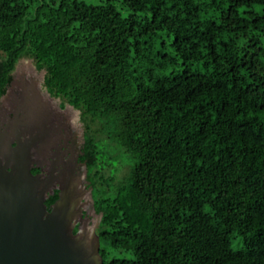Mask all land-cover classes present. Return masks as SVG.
<instances>
[{
  "label": "trees",
  "instance_id": "obj_1",
  "mask_svg": "<svg viewBox=\"0 0 264 264\" xmlns=\"http://www.w3.org/2000/svg\"><path fill=\"white\" fill-rule=\"evenodd\" d=\"M22 58L80 111L102 264H264V0H0V97Z\"/></svg>",
  "mask_w": 264,
  "mask_h": 264
},
{
  "label": "water",
  "instance_id": "obj_2",
  "mask_svg": "<svg viewBox=\"0 0 264 264\" xmlns=\"http://www.w3.org/2000/svg\"><path fill=\"white\" fill-rule=\"evenodd\" d=\"M6 149V165H0V264H102L96 234L100 215L91 230L81 228L82 212L74 198L79 192L71 177L61 172L63 187L48 210L45 200L58 181L54 169L47 176L32 174L28 146L19 141Z\"/></svg>",
  "mask_w": 264,
  "mask_h": 264
},
{
  "label": "flooded vegetation",
  "instance_id": "obj_3",
  "mask_svg": "<svg viewBox=\"0 0 264 264\" xmlns=\"http://www.w3.org/2000/svg\"><path fill=\"white\" fill-rule=\"evenodd\" d=\"M13 81L14 77L3 96L8 93ZM44 88L47 92L45 85ZM30 91L34 92L33 85L23 88L20 99L22 101L19 104L17 102L18 106L10 110L13 111L11 119L6 120L5 110L0 111V134H2L0 135V147H3L2 153H4L0 154V165H6L5 157L8 156L6 155L8 153L6 144L16 147L20 141L22 145L29 147L27 152L32 174L47 176L51 170L59 169L72 180L76 179L74 172L78 173L80 165L84 164L80 160L83 131L80 134L74 132L73 121L62 113L66 109V104L63 106L60 98V105L57 109L54 108L53 112L43 101L38 100L35 94H30ZM3 96L0 97V103ZM53 97L58 99V97ZM7 165H12V162ZM54 191L59 192L58 189H54L48 193L46 200Z\"/></svg>",
  "mask_w": 264,
  "mask_h": 264
},
{
  "label": "rangeland",
  "instance_id": "obj_4",
  "mask_svg": "<svg viewBox=\"0 0 264 264\" xmlns=\"http://www.w3.org/2000/svg\"><path fill=\"white\" fill-rule=\"evenodd\" d=\"M44 73V70H36L32 59L22 58L18 61L15 70L12 73L14 77L13 84L9 87L8 93L2 97L0 103V111H6H4V117H6V120L11 119L10 117H12L11 113L13 111L10 110L18 106L17 102L19 104L20 101H22L20 99L23 93V88H28L29 85H33L34 90V92L30 91V94H35L34 96L38 100L40 99V101H43L47 105V108L49 107L53 111L54 108L57 109L59 107L60 99H56L49 95L50 93L48 91L47 93L44 88ZM11 105L13 107H10ZM62 113H65L71 121H73L74 132L80 134V132L83 131V126L80 121V112L66 104V109ZM84 170V166L80 165L78 173H76V171L74 172L76 174V179L73 180V183H75L76 189L79 192L77 193L75 191L76 194L74 198L78 199L79 204L76 205V208L81 210L83 217V219H79V225H81V228L85 227L86 229L91 230L96 225L99 219V214H96L93 209V204L89 195V188L87 187V182L85 180ZM61 172L62 170L59 169L53 170L52 174L57 177L58 181H56L51 187V191L63 187V183L59 182V180L63 179L62 176H60ZM51 191H49V193Z\"/></svg>",
  "mask_w": 264,
  "mask_h": 264
},
{
  "label": "bare ground",
  "instance_id": "obj_5",
  "mask_svg": "<svg viewBox=\"0 0 264 264\" xmlns=\"http://www.w3.org/2000/svg\"><path fill=\"white\" fill-rule=\"evenodd\" d=\"M35 117V116H34ZM22 150V153L24 154V149H21ZM9 156V155H8ZM28 160V159H27Z\"/></svg>",
  "mask_w": 264,
  "mask_h": 264
}]
</instances>
